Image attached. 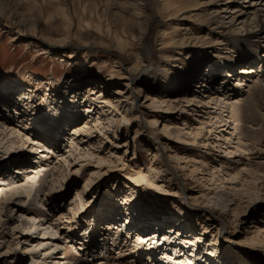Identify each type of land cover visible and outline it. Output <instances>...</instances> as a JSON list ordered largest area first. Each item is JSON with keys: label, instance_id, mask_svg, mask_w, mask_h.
<instances>
[{"label": "rangeland", "instance_id": "obj_1", "mask_svg": "<svg viewBox=\"0 0 264 264\" xmlns=\"http://www.w3.org/2000/svg\"><path fill=\"white\" fill-rule=\"evenodd\" d=\"M244 1L236 0L232 5L225 4L226 0H0V81L10 80L12 87H18L15 93L30 94V101H38L34 113L46 115L47 123H54L53 127L49 126L53 130H47L46 123L39 127V133L46 131L50 141L56 138L60 143V147H52L53 152L48 155L53 158L50 162L61 170H56L58 175L54 182L48 180L42 201L45 204L51 196L59 198L60 203L65 204L63 209L66 208L60 213L67 215L63 220L54 218L58 221L53 223L77 232L78 239L85 240L88 229L103 217L109 219L111 214L114 220H105L101 231V238L111 243L110 229L118 221L122 223L117 225L119 230H128L133 223L138 226L139 218L145 221L147 218L150 228L158 230L170 231L172 226L181 224L180 231H190L192 237L200 240L198 247H194L195 254L200 255L197 264H264V121L257 119L258 123L253 124L256 135L241 153L232 155L227 152V142L221 138L223 133L216 125L209 127L212 119L205 114L214 112L209 106H204L205 111L199 108L198 111L205 112L199 114L182 107L176 110L178 114H173L155 103L142 107L148 94L163 97L172 93L168 89L178 87L174 93L180 90L175 94L186 95L181 89L185 82L197 94L205 82L201 79L207 75L203 72L215 62H221L223 67L219 70L222 78L212 75L218 87L222 86L228 71L237 75V71L245 67L237 66L240 53L232 46L235 41L254 43L255 39H248L249 31L255 29L254 14L257 9H264V2L256 0L259 4L248 8L250 3L243 4ZM143 7L149 14L148 20L144 19L145 15H139L144 14L141 13ZM229 7L230 11L225 14ZM236 8L239 13L231 12ZM241 19L246 22L243 28L238 21ZM141 49L147 51L142 56ZM138 56L142 72L147 70V73L136 76L135 81V76L131 81L121 80L120 75L128 73L127 69L134 66ZM261 61L260 71L264 69V60ZM223 63L236 67L224 70ZM233 74L229 84L244 81ZM113 75L116 77H111ZM109 81L112 84L108 85ZM161 82L169 87L163 89ZM3 83H0L1 92ZM118 88L132 93L135 106L129 107V103L125 106L132 114H139V121L127 124L119 113L107 109L103 113V104L99 102L104 97L113 99ZM4 91L6 94L7 90ZM259 101L260 97L256 104L264 115V99ZM58 102L57 108L52 106ZM100 113L123 122L109 136L98 133L95 138L79 136L76 132V127L84 125L86 120L74 121L69 126L64 121L56 123L75 114L93 121ZM32 120L25 119L24 123L31 126L35 123H30ZM172 123L184 129H195L203 134L204 140L199 139L193 146L195 140L189 134L191 131L173 134L167 128ZM73 139L82 143L75 155L92 151L89 146L96 144L97 152L103 153L105 159L113 153L119 154L117 166H104L98 178L92 175L99 163L97 158L91 159L90 165L80 167L71 157L68 166L64 158L70 155L67 147L70 148ZM26 141V146L19 144L12 152L2 149L0 170L17 163L20 154L26 155L24 162L29 158L34 161L36 156V160L40 159L42 151L33 150L34 138L28 134ZM21 167L13 175L19 176ZM145 172L156 178L157 186L137 185V179ZM87 183L89 187L81 195L83 202L80 203L76 194ZM6 184L2 182L0 186ZM62 191L68 195L62 197ZM73 202L77 204L75 213L70 210ZM40 209L52 215L46 206ZM10 213L12 215L5 213L7 217L3 221L7 226L2 235L5 241L0 244V264L17 263L19 258L28 264L40 263L31 256V250L44 236L40 234L42 228L33 227L35 230L29 232L34 235L35 244L22 245L20 233L25 230V217H20L19 210ZM127 214L136 215L135 222L126 219ZM12 218L17 220L9 221ZM101 238L95 244L99 246V254L104 244ZM123 241L132 248V253L142 247L136 244V239L121 233L119 243L111 246V256L106 254L107 257L121 256L118 254L120 246L118 249L117 246ZM45 246L43 249L60 251L52 245ZM175 250L173 254L180 257L179 249ZM99 259L96 264H102Z\"/></svg>", "mask_w": 264, "mask_h": 264}, {"label": "bare ground", "instance_id": "obj_2", "mask_svg": "<svg viewBox=\"0 0 264 264\" xmlns=\"http://www.w3.org/2000/svg\"><path fill=\"white\" fill-rule=\"evenodd\" d=\"M235 3L236 0H226L225 2V4H232V5ZM244 3H250L251 6H249L248 8L257 6V4H259V2L256 3V0H246L243 2V4ZM261 3L262 2H260V4ZM229 9L230 7L228 8V10L224 11L225 14H227L230 11ZM141 11H142L141 13L144 14H139V15H145L144 19L148 20L149 14L145 11L144 7ZM256 11L257 12H255L254 14V16H256V18L254 19L255 20L254 24H256V27L255 29L251 28L253 30L249 31L250 33L248 38L249 40L255 39L254 43L252 44H248V42L238 43L239 41H235L232 46L235 50H237V52L240 53L239 54L240 62L237 63V66H245L237 71L236 73L237 75L233 74L234 71H228L229 73L226 75L227 77H225V79H222L223 82L222 86L218 87V82L215 81L216 78L213 77L212 75L216 74L217 77L222 78L219 75L220 73L219 70L223 67L221 62H219V64H217L218 62H215L213 66L208 67L203 72L206 73L207 75L203 79H201V81L205 80V82L202 87L203 89H201L200 92H197V94L196 92H194V90L190 89L189 84L185 82L184 83L185 85L183 84V87H181V89L186 91V95L178 96L177 94H175L178 93V91H180L177 90V92L174 93L175 91L174 89H179L178 87L168 89V91H171L173 95L172 93H168L169 95L158 97L148 94L147 97L145 96L147 99L145 104L142 105V107L148 108V105H150V103L152 104L155 103V105H157L158 108L168 110L170 111V113L173 114H178L176 113V110L179 109L180 107H182V109L184 108L187 109L188 111H191V113L198 112L199 114V113H205L204 111L207 108L204 106H209V109H211V111H214V112H209V114L207 113L205 114L206 116H209L210 119H212L209 122V127L212 125H216L217 130L220 133H223L221 138L225 140V143L227 142L226 145L229 147L227 151L228 153H231L232 155L236 153H241L242 152L241 150H244L248 146L247 145L248 141L254 135H256V132L253 129L254 126L253 124L258 123L257 119L264 121V115L262 114V111H260L259 109L260 106L259 104L258 105L256 104L259 100V97H260V101L264 99V69H262L261 71L260 69H258V66L262 65L261 60H264V9L262 10L257 9ZM231 12L239 13L240 11L236 8ZM242 14L241 16L244 15ZM226 18L229 17H225V19ZM238 21L239 24L241 25V28H243L246 22H244L242 19L241 22L240 20ZM231 27L234 28V26ZM144 34H147V30L145 31ZM146 52H147L146 50L141 49L140 55L142 53L145 54ZM137 58L138 59H135L134 66L131 69H127L126 72L128 73L120 75L121 80L131 81L133 80L132 76H135V78L133 77L135 81L136 76L140 74L142 76V74L144 75L147 73V70L142 72L143 69L140 66L141 57L138 56ZM145 59L146 58H144L142 62H144ZM223 64H224L223 66H225L224 70L226 69L228 70V68L231 69L236 67V66L234 67L233 65L230 66L229 64L226 63ZM232 74L235 76V78L238 79L241 78L244 81H241L240 83L237 82L238 83L237 85H231V83L229 84L228 80L232 77ZM111 77H116V76L113 75ZM246 77H248L247 81L245 80ZM2 82H4L3 84L5 86L3 88V92H1L2 89L0 88V95H2L0 97V100H2L1 98L5 97L6 95H8V98H12L13 100H9L8 104H5L4 106H3V100L0 101V108L3 107V109H5L6 110L5 112L7 113V114L3 113L4 115H1L0 113V154L2 153L3 148L7 149V152H12V148H16V146L19 144L24 143L26 146V144H28L27 143L28 141H26L28 134H30L31 137L34 138L35 141L34 143H36L33 146V150L35 152L37 151L38 153L40 151L42 152H40L39 154L40 155L39 160H36L37 157L36 156L34 158V161L33 158H29V160L25 162H24L25 160L24 158L26 157V155L22 156L20 154L19 161L17 163H13L12 167L9 166L10 168L7 169L3 168L2 170H0V184H2V182L7 183L5 186L4 185L0 186V234H1L0 240L2 241V242L0 241V244L3 243V240L5 241L4 237L2 236L3 233H5L7 226V224L3 222L7 217L5 213L10 215L11 214L10 212H12L13 210H19L21 211V216L20 215L19 216L21 218L25 217L24 220L26 221L23 222L24 223L23 228H25V230L24 232L20 233L22 235L20 240L22 242V245L29 242L35 244V242H33L35 240V238L33 237L34 235L30 233H32L33 227L39 229L42 228L40 234L43 233L44 236L41 239H39V243L36 244L37 245L36 248L34 250H31V252H33L31 253V256L34 255V258L38 259L36 262L40 261V263L38 262V264H94V263L96 264V261L99 258L103 262L107 260L105 264H197L196 261L199 262L200 255L199 253L195 254L196 250H194V247H198L197 244L200 243V240L196 237H192L191 236L192 233L190 231H187V233L180 231L179 228L181 224H176L175 226H172V229H170V231L167 229L168 231L167 232L164 229L158 230V228L157 229L150 228V224L148 225L147 218H145L146 221L139 218L138 226L133 225L134 224L133 223L132 225H130L128 230L127 229L119 230L120 227L117 228V225L122 223L118 221L119 223L115 224V226L111 227L110 229V232H112L113 234L111 236L112 239H110V241H112L111 243L108 242L107 238L105 237L101 238L102 226L106 220L105 217L102 218L101 222L99 221V223H96V225L91 226V228H89L90 226L88 227L89 229L86 233L85 240L78 239V236L76 234L77 232L75 231L70 232V230L63 229L61 226H58L55 223H53L58 221V220H54V218L57 219L59 217V220H61L62 217L67 215L66 212L64 213L65 215L60 213V210L65 211L66 208L63 209L65 204L62 205L61 204L62 202L60 201L59 198L55 196L50 197V193H49L47 194V196H49L50 198H47L46 203L44 204L42 201V198L46 196L45 195L47 191L46 184L48 180L51 179L52 181L51 180L50 181L54 182L55 181L54 177L58 175L57 173H55L56 170H58L59 172L61 170L59 166L55 167L54 163L50 162V160H52L53 158L52 157L50 158V155H48L53 152L51 151L52 147L53 149L56 147H60L59 146L60 143H58V140L56 138L55 139L51 138L52 141H50V139H48L49 133L46 131L39 133L38 130L39 127H41L42 125L46 124L49 121L46 118V115L40 116L34 113L36 108L34 105L37 104L38 101L33 103V101H30V94L26 95V93L19 94L18 96L14 95L15 92H18V87L15 88L16 85L15 86L13 85L12 87L11 85L12 83L10 82V80L0 81V83ZM107 84L108 85L112 84V81L107 82ZM161 85L164 87L163 89H167L168 85H166L165 82H161ZM4 90H7L6 94H4L5 92ZM101 95L104 96L103 94ZM14 102H18V103L23 102L22 104L24 105V109L16 113L18 109L15 107L17 105L14 104H13L14 106L12 105V103ZM135 102L136 101L134 97H132V93H130L129 91L127 92L125 89L118 88L115 92V95H113V99L109 97L108 98L104 97L101 99V102L99 103L103 104L104 114L106 109L113 111V113H119V115L121 114L122 119L127 124H133L132 123L133 121L140 120L139 114L137 113L132 114V112L129 111V107L131 105L135 106ZM126 103H129V107L125 106ZM58 105H60L59 102L57 104L56 103L52 104V106L56 108L58 107ZM45 108L47 107H43L44 110ZM126 108H128L127 112L125 111ZM199 108L204 111L203 112H200V110L198 111ZM100 115L101 116L97 117V119L95 120L93 119L92 121L86 117L84 119V115L75 114L72 117L66 116V118H62L61 120L58 118L59 120H57L58 122L56 123L64 121V123H67V125L69 126L70 123L74 121L79 122L82 120H86L87 122H85L84 125L76 127L75 130L79 134V136H85L87 138H92L94 136L93 138H95V135L98 133L101 134V136H106V135L109 136V134L113 133L114 129L123 122L122 119L116 121V118L113 117L111 118L110 116L105 117V115L101 113ZM25 119H33L30 123L32 122L35 123H33L31 126L27 125V123H24ZM144 120L147 121L146 119ZM118 121L120 123H118ZM53 125L54 123H47L46 129L53 130V128H50L51 126L53 127ZM17 128L22 130L18 131ZM33 128L36 129V131H34ZM167 128L170 129L173 134H178V135L183 134L186 131L188 132L191 131L189 134L192 137L194 136V140H195V145L193 146H196V143H198L199 139L204 140L203 134L197 131L195 132V129L192 130L184 129L179 127L178 124L176 125L175 123L168 125ZM73 140L71 141L70 148L67 147L68 149H70L68 151L69 153L67 152L70 155L69 157L64 158L68 166L71 165V157L77 160V163L80 164L79 165L80 167L90 165L89 161L91 159L97 158V160H99V163H97L96 171L92 172L93 178H98L99 175L102 174V170L104 169L103 168L104 166H117L116 161L120 160L119 154L113 153L110 155L109 159H105L103 153L101 154L100 152H97L96 148L98 147V145L96 146V144H91V146H89L93 148V150L90 149L92 151H88V152L84 151L83 153L79 152L80 156H78V153L75 155V152L80 150L78 147L82 143L80 144V142ZM9 144L12 147H8ZM220 145L223 144L220 143ZM44 158L48 160L45 161ZM20 167L22 172L19 174V176L13 175L14 171ZM232 180L234 182L237 181V179H232ZM136 183L139 186H145L147 184L154 187L157 186L156 178L152 174H147L146 172L141 173ZM86 187H89L88 183L85 185V188L81 189L82 191L80 190V192H77L76 194V198L80 199V203L83 202L81 195L85 192L84 190L86 189ZM63 192L64 191H62L61 193L62 197L68 195V192L66 191L65 193ZM75 203L76 202H73L72 203L73 205L70 206V210L74 213L77 210L76 207L77 204ZM42 205L46 206L47 210L50 213H52V215L48 214L45 209H40ZM8 208H10L11 211L9 212L6 211V209L8 210ZM58 212L63 216H61ZM110 215H109L110 218L107 219L106 221L114 220V218L111 217ZM135 216L136 215L133 216L131 215V217H129V215L127 214L125 215V218L134 221ZM120 217H124V215ZM16 220L12 218L9 221H16ZM19 228L21 227H18L17 229ZM35 228L33 230H35ZM25 231L28 232L26 233ZM163 232H165L164 236H162ZM121 233H123L127 237L130 236L136 239V244L142 245V247L141 248L138 247V249L139 248L140 249L136 250L137 252L132 253V248H129V246L126 245L125 242L123 241L121 242L120 245L117 246V249L120 246V249H118V254H121V256H119L116 259L114 258L113 255H112L113 258L107 257V255L111 251L112 248L111 246L117 245L119 243L118 240ZM99 237L101 238V241L103 239V243H104L102 244L103 247L101 248V254H99L98 252L100 250L98 248L99 246L95 245L96 243H98V240L100 239ZM69 240H71L72 242L68 243ZM171 242H173L174 245H171L170 244ZM48 244L49 246L52 245L55 248H58V250L60 251L56 250V252L55 251L52 252L51 248L43 249L44 245L47 246ZM18 245H20V243ZM142 249L144 250L142 251ZM175 249H179L178 252L180 253L179 254L180 257H178V255L173 254L176 251ZM85 253H88L89 257L88 256L86 257ZM97 254H99L98 257L96 256ZM7 256L8 255H6V257ZM43 256H45L44 259L46 258L47 260H44ZM109 256L111 255L109 254ZM43 260L45 262H43ZM52 261L54 262L52 263ZM103 262L102 264H104ZM8 264H28V261L19 258L17 263L9 262Z\"/></svg>", "mask_w": 264, "mask_h": 264}]
</instances>
